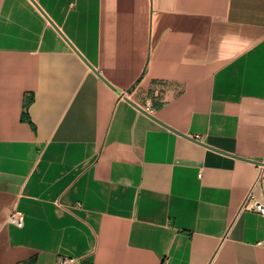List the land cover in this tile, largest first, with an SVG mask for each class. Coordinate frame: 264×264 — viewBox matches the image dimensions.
Returning <instances> with one entry per match:
<instances>
[{"label": "crops", "instance_id": "0c3cea01", "mask_svg": "<svg viewBox=\"0 0 264 264\" xmlns=\"http://www.w3.org/2000/svg\"><path fill=\"white\" fill-rule=\"evenodd\" d=\"M251 190L264 0H0V264H264Z\"/></svg>", "mask_w": 264, "mask_h": 264}, {"label": "built area", "instance_id": "2783aa9c", "mask_svg": "<svg viewBox=\"0 0 264 264\" xmlns=\"http://www.w3.org/2000/svg\"><path fill=\"white\" fill-rule=\"evenodd\" d=\"M155 94L157 95L156 97L160 96L158 90L155 92ZM241 210L242 211H254L259 214L264 215V203L262 201L257 200L251 190L249 194L247 195V197L245 198V200L243 201ZM9 222H12L20 227L23 226L24 224L23 212L21 210L14 209L9 217ZM261 244L264 245V242H261ZM79 263H80V260L76 258L69 257V256H63L59 260L58 264H79ZM18 264H29V263L21 262Z\"/></svg>", "mask_w": 264, "mask_h": 264}, {"label": "water", "instance_id": "95a60500", "mask_svg": "<svg viewBox=\"0 0 264 264\" xmlns=\"http://www.w3.org/2000/svg\"><path fill=\"white\" fill-rule=\"evenodd\" d=\"M89 66H90L95 72H97L93 66H91L90 64H89ZM102 79L104 80L103 77H102ZM111 87H112V86H111ZM125 98L127 99L128 102L132 103V104L135 105L137 108H139L141 111H143V112H145L146 114L149 115V113H148L144 108H142V107L139 106L138 104L134 103V102H133L131 99H129L128 97H125ZM191 139L196 140V138H191Z\"/></svg>", "mask_w": 264, "mask_h": 264}, {"label": "trees", "instance_id": "16d2710c", "mask_svg": "<svg viewBox=\"0 0 264 264\" xmlns=\"http://www.w3.org/2000/svg\"><path fill=\"white\" fill-rule=\"evenodd\" d=\"M27 107H28V105L25 104V106H24V108H25L24 113H25V114L27 113ZM79 264H87V263H85V262H80Z\"/></svg>", "mask_w": 264, "mask_h": 264}]
</instances>
